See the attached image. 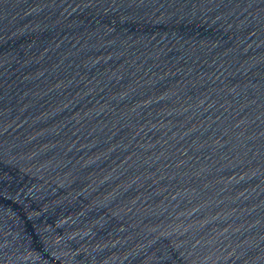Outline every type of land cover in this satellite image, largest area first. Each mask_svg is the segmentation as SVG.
<instances>
[{
    "label": "water",
    "instance_id": "95a60500",
    "mask_svg": "<svg viewBox=\"0 0 264 264\" xmlns=\"http://www.w3.org/2000/svg\"><path fill=\"white\" fill-rule=\"evenodd\" d=\"M0 264H264V0H0Z\"/></svg>",
    "mask_w": 264,
    "mask_h": 264
}]
</instances>
